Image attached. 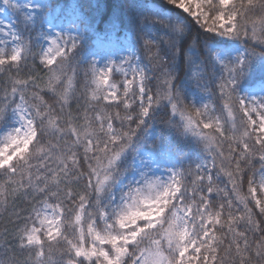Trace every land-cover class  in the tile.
Masks as SVG:
<instances>
[{
  "label": "snow or ice",
  "instance_id": "6c2138e0",
  "mask_svg": "<svg viewBox=\"0 0 264 264\" xmlns=\"http://www.w3.org/2000/svg\"><path fill=\"white\" fill-rule=\"evenodd\" d=\"M163 4L0 0V264H264V0Z\"/></svg>",
  "mask_w": 264,
  "mask_h": 264
},
{
  "label": "trees",
  "instance_id": "16d2710c",
  "mask_svg": "<svg viewBox=\"0 0 264 264\" xmlns=\"http://www.w3.org/2000/svg\"><path fill=\"white\" fill-rule=\"evenodd\" d=\"M151 1L159 4L160 6L168 7L167 5L163 4V0H151ZM91 2L93 3L94 1L91 0ZM96 2L100 3L102 6H105L101 14V23H102L103 17H105L111 11L112 6L120 3V0H97ZM197 31H198L197 27L193 26V35H195ZM4 226L11 227V225H8L7 216H4L2 219H0V230H2Z\"/></svg>",
  "mask_w": 264,
  "mask_h": 264
},
{
  "label": "rangeland",
  "instance_id": "374dc122",
  "mask_svg": "<svg viewBox=\"0 0 264 264\" xmlns=\"http://www.w3.org/2000/svg\"><path fill=\"white\" fill-rule=\"evenodd\" d=\"M93 1H94L93 2L94 4L97 3L96 2L97 0H93ZM142 2H143V0H142ZM147 3L149 4L150 7H161L159 4H157V3H155V2H153L151 0H147ZM100 26L103 27V22L101 23Z\"/></svg>",
  "mask_w": 264,
  "mask_h": 264
}]
</instances>
